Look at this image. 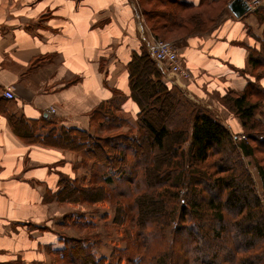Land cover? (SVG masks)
<instances>
[{"label": "crops", "instance_id": "obj_1", "mask_svg": "<svg viewBox=\"0 0 264 264\" xmlns=\"http://www.w3.org/2000/svg\"><path fill=\"white\" fill-rule=\"evenodd\" d=\"M220 1L177 0L195 8ZM230 14L178 48L193 77L176 85L185 104L213 108L216 97L255 81L248 59L261 49L250 32L260 38L263 27L255 14ZM153 40L140 0H0V264H95L96 218L81 208L98 203L82 191L110 184L67 139L108 138L128 126L97 128L109 112L138 122L143 102L130 64ZM237 121H225L234 135L243 129Z\"/></svg>", "mask_w": 264, "mask_h": 264}, {"label": "trees", "instance_id": "obj_2", "mask_svg": "<svg viewBox=\"0 0 264 264\" xmlns=\"http://www.w3.org/2000/svg\"><path fill=\"white\" fill-rule=\"evenodd\" d=\"M161 1L172 6L175 11L179 9L188 11L202 7L208 8L207 12L209 9L214 11V5L211 4H201L195 8L193 5L177 2V0ZM227 4L228 1H225L219 16L225 14ZM172 12L161 13L165 16V26L179 30L173 31L176 37L172 41L178 48L185 46L192 35L210 32L214 26L210 29H201L202 31L198 29V26L206 25L208 21L206 18L215 24V18L218 17V15L204 17L199 14L189 20L190 25H188ZM144 14L150 15L145 12ZM254 14L259 22L264 23V7L259 8ZM192 20L194 22H191ZM192 25L196 27L188 31ZM152 31V34L160 39L154 29ZM248 64L255 81L249 82L242 92H228L223 99L226 106L239 118L245 132L264 134V120L256 118L264 99L261 97L264 96V89L259 85L264 77V41L261 52L250 51ZM130 65L133 69L131 85L133 91L137 89L135 98L138 101L142 99L143 102L137 123L144 131L146 139L143 141L142 138L139 140L138 137L132 138L121 133L95 140L91 137L82 139L68 136L67 141L76 147H81L84 153L94 157L97 168L95 175L104 174L106 183L115 181L116 178V181H120L129 173L138 172L139 169H141L140 172L148 173L149 180L136 182L137 174L132 181H135L136 188L141 190L134 200L133 206L137 211H141L138 212L134 222H137L138 230L140 229L141 232H144L146 227H151L150 222L159 225L151 229L158 231L159 235L154 236L161 240L159 246L161 245L163 249L156 264H264V201L262 195L255 189L251 176L244 172L239 173L236 167L217 165V162L212 164V168L216 169L212 174L200 169L201 165L210 160L214 151H217L216 154L221 160L226 161L233 152L240 150L245 157L254 158L264 189V139L246 132L245 140H239V136L234 137L229 128L205 108H194L193 117L190 118L192 110L187 108L184 101L186 98H180L182 95L178 93L177 87L167 82L164 73L159 67L157 68V64L148 52L134 57ZM147 68L150 70L145 71ZM151 68L158 71L156 77L159 80L156 83L147 78L148 72H152ZM181 109L183 113L180 112ZM107 114L113 116L104 117V121L100 118L102 127L118 128L116 126L119 124L118 121L123 122L122 127L126 126L127 121L117 120L113 113ZM172 115L177 118L176 130H172L167 123L170 118H174ZM186 115H188L187 121L191 119L190 136L186 129ZM112 122L116 123L115 126H110ZM187 141H189L188 156L191 166L195 168L192 169L191 175L184 173L183 168L178 172L179 166H183V160H185L180 148ZM143 142L147 143L145 146L150 151H144ZM256 153L263 155V158L257 160ZM154 154L156 155L153 156ZM153 157H155V163ZM131 161L132 169L129 168ZM166 167L169 169L168 172L161 175ZM127 169H131L130 172ZM221 173L227 175L219 176ZM155 175L166 176V180L154 184L152 177ZM141 185L146 188L140 189ZM95 188L97 187L91 190ZM156 188L159 190L156 191ZM96 190L95 193L90 189L82 191L83 198L94 199V195L97 196L99 192L104 191V188L100 187ZM101 195L103 198L107 196L106 192ZM179 209L183 220L179 221L178 226L175 225L173 241L169 242L167 236L162 233L163 227L167 226L170 216L176 214ZM182 222L189 224L181 228L179 225ZM152 236L151 232V236L147 234L143 237L139 231L136 238L137 253L139 250L142 252V248L148 249L139 239L145 242ZM163 245L167 248L164 249ZM125 251H128V248ZM82 260H87V257L85 256ZM94 262L102 264L96 259L93 260Z\"/></svg>", "mask_w": 264, "mask_h": 264}, {"label": "rangeland", "instance_id": "obj_3", "mask_svg": "<svg viewBox=\"0 0 264 264\" xmlns=\"http://www.w3.org/2000/svg\"><path fill=\"white\" fill-rule=\"evenodd\" d=\"M225 1H228V0H221L220 3L213 6L214 11H210L209 9L208 12H207L208 8L206 7L205 8L202 7V8L194 9V10H188V11L184 9H179L175 11V9H173L172 6L165 4L161 0H140V4H141L143 13L144 12L147 14L150 13L149 16H145L144 14L147 27L151 30V32H153L152 29H154L155 33L159 35L160 39L156 38L153 35L154 40L155 39L162 40L178 48V46L174 44L172 41H174L176 37V34L173 31H179V30H173L172 28L165 26L166 20H165V16L163 13L164 12L168 13L169 11H173L172 13L175 16L177 15L178 18H182V20H184V23L187 22L188 25H190L189 20L193 19V17H195L196 15L201 14L204 17L206 15L207 16L210 15L213 17H216L218 15V17L215 18V22H216L215 24H213L211 21L209 22V19L206 18L208 20L207 24L201 27L198 26V29L200 30L201 29L203 30L205 28L210 29V27L215 26L218 23H222L223 20L226 19L227 17L229 18V16L234 19V17L230 14L227 8L225 9L226 11L225 14L224 15L222 14L223 17L222 15L219 16V12L224 7ZM191 22H194V20H192ZM195 22H198V21H195ZM258 25L260 27H263L262 33H259L260 38H257L255 35H253L252 32L250 33L254 41L260 42V43L258 42L259 48L262 49V42L264 41V23L259 22ZM193 27H196V25L190 26L188 31H191V29L193 30ZM262 29L259 28V31H261ZM175 96L176 95H174V97ZM176 97L178 98V96ZM261 97L264 98V96H261ZM215 100L216 102H212V105H215V106L213 108L207 107V110L213 113L215 116H217L218 119L224 125H225V121L229 119L237 118L236 115L230 110V108L226 106L224 99L216 97ZM219 104H221L223 107L221 108ZM186 106L187 108L189 107L192 110V114L190 115V118L193 117L194 108L203 109L201 105L195 104L193 103V101H190L189 105L186 103ZM180 112L183 113V110L181 109ZM172 116L174 118H170L167 121V123H168V126L171 127L172 130L174 129L176 130L177 128L175 127L177 124V118L174 115ZM187 116L188 115H186V129L188 132V136H190L191 119L187 121ZM178 118L182 119V117H178ZM256 118L262 121L264 120V99L261 102L260 109L257 112ZM237 119H238L237 124L239 126L240 125L242 126L239 118ZM127 123H128V126L126 128L121 129V130L119 129L113 130L110 132V135L115 136V135L124 133V134H127V136L132 137V138H134V136L138 137L139 140L140 138H142L143 141L146 139L145 133L141 129L138 123H132L131 120L127 121ZM95 125L97 128L102 127L101 126L102 122L99 119H96ZM110 126H115V124L112 122ZM230 132L232 135H234L233 129L230 130ZM246 132L247 133L249 132V134H252L259 139L261 138L264 139V134H259V133L250 132V131H246ZM246 132L244 131V129H242V132L239 135H236V134L235 135L236 137L239 136L240 138L239 140H245L246 137L244 135L246 134ZM100 136L104 137L105 135L102 134ZM145 143L146 142H143L144 151L145 150L150 151L147 148V146H145ZM188 147H189V141L181 145L180 152L181 154H184L185 160H183L184 161V163L182 164L183 166H179L178 172L183 168L185 170L184 173L186 174L188 173L189 175H191L193 173L192 169H195V168L191 166V161L188 156ZM216 152L214 151V153H212L210 160L204 163L203 165H201L200 169L203 170V172L212 174L213 172L216 171L214 167L212 168L213 166L212 164L214 162H217V165L219 164V165H224L226 167H236L235 169L239 173L244 172L245 174L251 176L255 184V189L258 191L260 195H262V198L264 201L263 183H262L260 174L258 173L257 167L255 165L254 158L245 157L240 150H236L235 152L232 153V155L228 156L229 158L228 160L224 161L220 159V156L217 155ZM155 153L159 154L157 152ZM156 154H154L153 156H155ZM149 155L151 156V154ZM153 158H154V163H155V157ZM169 158L167 159L169 160ZM255 158L257 160H260L263 158V155L256 153ZM130 163H131L130 164L131 167L129 168L132 169L133 163L132 161ZM131 169H127L129 170L128 172H130ZM168 170L169 169H167V167L165 171L163 169L162 170L163 173H161V175H163L164 172H168ZM140 171L141 169H139L138 172L136 171L135 172L136 174L135 173L133 174V172H131L120 181H116L117 178L115 179V181L114 180L112 181L111 179H109V177H107L108 180H111V181L108 183L110 184V187L109 188L106 187V189H104V191L107 194V196H105L106 203H103V196L101 195V194H104L105 192L101 191L97 194V196L94 195V199L96 203H98L96 204V206H92V204H89L87 208L86 207L81 208L84 211L90 210L89 212L95 215V218H96L95 219L96 221L94 223L95 225L94 236L95 237H93L94 242H95V254H96V260L101 261L102 264H156L160 254H162L163 252V249L160 247L161 245L159 246V244L161 243L160 242L161 240L157 237L159 235L158 231L151 230L153 229V227L154 228L159 227V225L157 223L150 222L149 225L151 227H146L145 231L141 232L140 229L138 230L137 222H134V220L136 219V216L138 215V212H141L140 210L137 211V209H135V207L133 206L135 196L141 190H138V188H136L135 186V184L137 183H135V181L134 182L132 181L134 180V176L137 174H138V179L136 177V182H139V181L143 182L145 179L149 180L148 173H143ZM226 175H227L226 173H221V175L219 176H226ZM91 178L95 179L93 177ZM165 180H166V176L161 177L160 175H155L152 177V183L154 184H156L157 182L158 183L163 182ZM97 188L100 189V187H97ZM97 188L93 190L90 189V191L95 193L97 191L96 190ZM145 188L146 186L141 185L140 189H145ZM157 190L159 189L156 188V191ZM66 210L68 209H65V211ZM181 217L182 216H181V212L179 209V211H177L176 214H172L170 218L168 217L169 223L167 224V226L163 227L164 231L162 233L165 236H167V240L169 242L173 241L172 238L174 236L175 225L178 226L179 221L181 222L183 220ZM157 218H161V217H157ZM176 220L178 221L176 222ZM188 224L189 223L182 222L180 223L179 226H181V228H185ZM139 231L140 233H142L143 237L147 236V234L151 236V232L153 235L151 239L149 238V240L148 241L146 240L145 242L143 241V239H139L142 242L143 246L148 247V249L142 248L143 254H141L142 252L140 250L138 251L139 253L141 252L140 254L136 252L138 250V249L136 250V247H137L136 238L138 237ZM154 235H157L156 238ZM127 248H128V251H125ZM163 248L166 249L167 246L163 245Z\"/></svg>", "mask_w": 264, "mask_h": 264}, {"label": "built area", "instance_id": "obj_4", "mask_svg": "<svg viewBox=\"0 0 264 264\" xmlns=\"http://www.w3.org/2000/svg\"><path fill=\"white\" fill-rule=\"evenodd\" d=\"M249 5L248 14H254L259 8L264 7V0H245ZM149 54L164 75H171L173 79L169 80L173 86L178 85L179 81L189 82L192 79V73L188 65L183 60L180 50L170 43L162 40H153L150 45ZM7 99H14V92L7 89L4 92ZM52 109L50 113H54Z\"/></svg>", "mask_w": 264, "mask_h": 264}, {"label": "water", "instance_id": "obj_5", "mask_svg": "<svg viewBox=\"0 0 264 264\" xmlns=\"http://www.w3.org/2000/svg\"><path fill=\"white\" fill-rule=\"evenodd\" d=\"M228 9L238 19L248 15L250 8L245 0H233Z\"/></svg>", "mask_w": 264, "mask_h": 264}]
</instances>
